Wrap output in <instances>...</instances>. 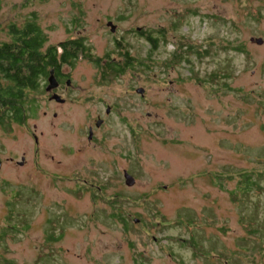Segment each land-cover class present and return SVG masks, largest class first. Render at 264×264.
<instances>
[{
	"label": "rangeland",
	"instance_id": "obj_1",
	"mask_svg": "<svg viewBox=\"0 0 264 264\" xmlns=\"http://www.w3.org/2000/svg\"><path fill=\"white\" fill-rule=\"evenodd\" d=\"M27 19L86 51L63 104L0 127V264H264V0H0V43ZM121 51L139 67L97 81Z\"/></svg>",
	"mask_w": 264,
	"mask_h": 264
},
{
	"label": "trees",
	"instance_id": "obj_2",
	"mask_svg": "<svg viewBox=\"0 0 264 264\" xmlns=\"http://www.w3.org/2000/svg\"><path fill=\"white\" fill-rule=\"evenodd\" d=\"M8 34L9 40L0 43V127L3 128L25 123L29 113L36 109L29 92L39 91L44 86L50 69L57 73L62 63L72 64L77 54L85 49L77 40L46 45V35L34 19H27L21 26L10 24ZM147 39L155 47L153 37ZM103 68L113 72L119 70L109 64ZM254 187L259 189L252 175L242 172L235 190L245 195ZM235 190L230 192L233 197L239 194Z\"/></svg>",
	"mask_w": 264,
	"mask_h": 264
},
{
	"label": "flooded vegetation",
	"instance_id": "obj_3",
	"mask_svg": "<svg viewBox=\"0 0 264 264\" xmlns=\"http://www.w3.org/2000/svg\"><path fill=\"white\" fill-rule=\"evenodd\" d=\"M137 30H140V28H138ZM68 40H77V41H81L82 42V40L80 38H74V39H68ZM119 43L120 42L117 41V44H119ZM84 51H86V49H83V53L79 52L77 54V56L78 55L83 56ZM76 59H77V57H76ZM76 59H74V61ZM93 61L95 63H99V65L101 67L99 71L97 70L98 73L95 75L96 76L95 79L97 81L100 80V78H102V76L104 75L103 66H105L107 64L112 65L113 67H116L117 69H119L118 71H115V72H113L112 70H109V71H112L114 74L115 73L116 74L117 73L121 74V73L125 72L128 69H132V68L135 69V68L139 67L138 61L136 59H134L131 54H129L128 52H125V51L122 52L119 56H112L111 58H109V56H106V57L102 58V60L94 58ZM72 65H73V63L72 64L62 63V65L59 67L58 72L57 73L55 72V74L53 73L58 84L50 92H47L45 90V86L47 84V76L45 77V84H44L43 88L49 94V96H48L49 100L55 101V102H57L59 104H63L65 102V99L62 98V97H60L61 99H63L62 101H56L54 99H51L50 96L52 94H57L58 96H60L57 91L62 88L63 84L65 86L64 90H68V88L70 87V84L72 82V79L70 77V72L72 70ZM102 71H103V73H102ZM139 94L143 95V90ZM114 109H115V105H112V104L105 105V108H104L102 113L98 112V113L94 114V116L91 117L89 123L86 125V128H85V126L82 127V129L85 128L86 134H85V141H82V140L80 141V143H85V144L82 145L81 147L77 148V151L80 152V154H84L85 153L86 150L83 149L84 147H89L90 144H92V143H97V144L100 143L97 139L98 138L102 139L103 136H102L101 133H100V136H98L99 131L104 127L105 123L108 120V117H109L110 113H112V111ZM41 113H42V115L46 114L45 111H42ZM52 116L55 117L56 113L55 112L52 113ZM35 126H36V124H33V129L34 130H32L30 133H31V136H32V139H33V145L35 146V151H38L39 150V142H40V139L43 137V132L39 131L38 133H35L34 132L35 131ZM22 158H24V157L22 156ZM105 159L106 158L100 159V161H103ZM9 160L12 161V159H10V158H9ZM17 164H19V163L17 162ZM19 165H21V164H19ZM103 215H105L104 212H103ZM135 221H137V219H135ZM247 232H248L249 236L252 235V231L250 229H247ZM84 251H86V246L84 247ZM74 255L77 256L76 254H74ZM77 258H79V257L77 256Z\"/></svg>",
	"mask_w": 264,
	"mask_h": 264
},
{
	"label": "water",
	"instance_id": "obj_4",
	"mask_svg": "<svg viewBox=\"0 0 264 264\" xmlns=\"http://www.w3.org/2000/svg\"><path fill=\"white\" fill-rule=\"evenodd\" d=\"M107 26H109V29L111 32L115 31L116 26L111 21L107 22ZM249 40L255 42L256 44H261L263 41V39L261 37H257V38L251 37ZM57 84L58 83H57L55 76L53 74V69H50L49 74L47 76V84L45 86V90L47 92H50L52 89H54L57 86ZM142 90H143L142 88H139L137 90V92L141 93ZM50 98L54 99L56 101H62L63 100L57 94H52L50 96ZM22 161H23V158H21V161H19L18 163L21 164ZM123 178H124V183L128 186L132 185L134 182V178L126 170H123Z\"/></svg>",
	"mask_w": 264,
	"mask_h": 264
}]
</instances>
